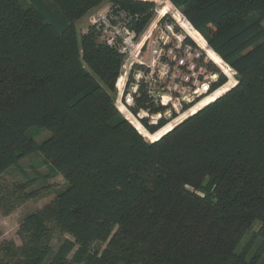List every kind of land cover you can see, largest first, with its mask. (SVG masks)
Wrapping results in <instances>:
<instances>
[{
	"label": "trees",
	"instance_id": "obj_1",
	"mask_svg": "<svg viewBox=\"0 0 264 264\" xmlns=\"http://www.w3.org/2000/svg\"><path fill=\"white\" fill-rule=\"evenodd\" d=\"M102 1L0 0V208L33 197L34 178L13 193L3 174L36 151L67 180L24 216L20 244L0 241V264H264V0H170L237 82L153 140L116 105L123 56L92 25L78 35ZM111 1L139 29L157 5ZM148 100L133 111H156ZM58 231L73 239L54 249Z\"/></svg>",
	"mask_w": 264,
	"mask_h": 264
},
{
	"label": "built area",
	"instance_id": "obj_2",
	"mask_svg": "<svg viewBox=\"0 0 264 264\" xmlns=\"http://www.w3.org/2000/svg\"><path fill=\"white\" fill-rule=\"evenodd\" d=\"M162 10L142 29L138 28L141 15L118 5L109 6L93 15L89 23L97 30L102 43L116 49L123 56L115 83L118 93L116 105L120 111V106L129 109L131 116L144 129L148 128L141 122L143 119L148 118L151 125L161 119L168 123L169 119L191 113L204 97L225 85L213 88L224 73L207 61L201 50L209 58L207 51L183 28L182 24L185 23L194 32L198 31L185 14L176 6L172 14ZM87 31L88 27L83 33ZM223 63L227 70H233L236 75L229 63ZM141 91L149 98L147 104L157 107L156 111L150 107L140 108L137 113L133 111ZM125 117L138 129L129 115ZM152 117H156V120L152 121Z\"/></svg>",
	"mask_w": 264,
	"mask_h": 264
},
{
	"label": "rangeland",
	"instance_id": "obj_3",
	"mask_svg": "<svg viewBox=\"0 0 264 264\" xmlns=\"http://www.w3.org/2000/svg\"><path fill=\"white\" fill-rule=\"evenodd\" d=\"M154 1L156 2L157 5H156V9L154 11V15L150 18L151 20L153 18H155V15H157L159 13V11H161L165 7H167L168 13H171V14L175 13V6L170 2V0H154ZM115 5H117V4H114L113 1H111V0H103L98 5L92 7L88 11H86L82 15V17L80 19L76 20V22H75L76 28L78 31V35L81 36L82 34H84L83 30L89 26L90 18L93 15L107 9L109 6H115ZM170 17H171V15H170ZM151 20H149L148 23ZM263 24H264V20H263ZM189 29L193 32V34L195 36H197V38L201 42H203V43L205 42L204 39H202L196 31L194 32L190 27H189ZM202 37H203V35H202ZM201 51L204 53V57L207 58V61H209V63H213L214 66L217 67V69H219L222 73L226 74L229 72V75L226 74V77L228 78V80L223 87H225L229 84H234V85L236 84L237 79H236V75L234 74L233 70L228 69V71L226 70L227 72L225 73L219 66H217V64L215 62H213L211 59H209L207 57V54L204 50H201ZM219 61L225 70V65L223 63L224 60L219 59ZM208 73H210V71H208ZM115 88H116V86H115ZM229 88H231V86H229ZM222 91H224V90H222ZM221 92H219V93H221ZM117 99H118V93H117V88H116V100ZM120 107L122 108L121 111L123 114L129 115L135 124H139V121L135 120L134 117L131 116L130 112L128 111L129 109H126L123 106H120ZM188 115H190V112H187V113L181 115L177 119H172V120L169 119V121L175 125V124L179 123L181 120H183L184 118H186ZM146 119H148V118H146ZM151 120L155 121L156 117H154V118L152 117ZM145 127H146V125H145ZM140 130L146 135V137L148 139L153 140V138L155 136L159 135V133H161L165 129H159L158 131L155 132L156 134L149 132L148 129H140ZM50 133H51L50 131H42L36 136V138H37V140L41 141L46 136L50 135ZM28 176L34 178V181L29 182V184H27V186H24V189H26L27 192H30V193L33 192L34 193L33 197L27 199L24 202L17 204L16 208H14L11 211V213H9V214H6L4 212V210L0 208V241H2L4 239H13L18 244H20L21 238L19 236V228H20V224H21V221L23 220L24 216L27 215L28 213L42 207V206H44L46 203H48L50 200H52L55 197V195L57 194V192L59 190L65 188V186L67 185V180L65 179V177L62 174H53V173L49 172L47 161L45 159L44 154L41 151H36L30 155L25 156L24 158L20 159L17 164L8 168V170L3 174V180L5 181L7 186L9 187V191L14 193L15 188L13 186L16 185V188H17V185L26 184ZM17 190L20 191V188H18ZM16 194H21V193L18 192ZM65 238L73 239L72 236L69 234L61 233L60 231L56 232L54 239H53L54 249H56L58 247V245ZM104 246L105 245H103V244H94L93 247L91 246V248L96 249L99 247V249H102Z\"/></svg>",
	"mask_w": 264,
	"mask_h": 264
},
{
	"label": "bare ground",
	"instance_id": "obj_4",
	"mask_svg": "<svg viewBox=\"0 0 264 264\" xmlns=\"http://www.w3.org/2000/svg\"><path fill=\"white\" fill-rule=\"evenodd\" d=\"M164 10H167V7H165L164 8ZM163 10V11H164ZM182 26H183V28L187 31V33L189 34V35H191L196 41H197V43L202 47V48H204L206 51H207V53H208V56H209V58H211L213 61H215L223 70H224V67L222 66V64L220 63V61H219V59H218V57L216 56V52H214L212 49H210V47H208L207 46V41L204 39V37H202V34L201 33H199L198 31H196L197 33H198V35L202 38V39H204V43L203 42H201L198 38H197V36H195L194 34H193V32L189 29V27H188V25L187 24H185V23H183L182 24ZM218 55V54H217ZM219 56V55H218ZM220 57V56H219ZM221 58V57H220ZM227 69L225 68V70H224V72L226 73L227 71H226ZM227 75H229V72L228 73H226ZM234 84H229V85H227V86H225V87H221L220 89H218L216 92H214L213 94H211V95H207L206 97H204L196 106H194L193 107V109H192V111H191V113H193L194 111H196L197 109H199L200 107H202L203 105H205L206 103H208L209 101H211L212 99H214L215 97H216V95L219 93V92H221L222 90H229L230 88H229V86H233ZM190 113V114H191ZM174 124H172V122H168L166 125H164L162 128H160V129H169L170 127H172ZM137 126L140 128V129H144L143 128V126H141L140 124H137Z\"/></svg>",
	"mask_w": 264,
	"mask_h": 264
}]
</instances>
